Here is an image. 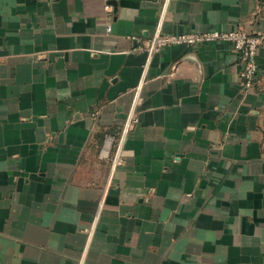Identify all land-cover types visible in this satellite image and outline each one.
<instances>
[{"label": "crops", "instance_id": "crops-1", "mask_svg": "<svg viewBox=\"0 0 264 264\" xmlns=\"http://www.w3.org/2000/svg\"><path fill=\"white\" fill-rule=\"evenodd\" d=\"M165 3L0 0V264H264V0Z\"/></svg>", "mask_w": 264, "mask_h": 264}, {"label": "built area", "instance_id": "built-area-1", "mask_svg": "<svg viewBox=\"0 0 264 264\" xmlns=\"http://www.w3.org/2000/svg\"><path fill=\"white\" fill-rule=\"evenodd\" d=\"M173 0H166L165 6ZM111 28H109V31ZM136 41L142 42L133 50L140 51L146 50L149 54L156 53L164 47L177 43H186L195 45L198 43L225 41L231 43L240 65L239 77L245 90H251L257 83L259 64L258 52L262 43V36L254 35L241 29L224 30L213 29L210 31H189L181 33H166L162 28L157 31L148 39L134 37ZM139 119L135 115H131L128 125L138 122ZM128 127V126H127ZM123 141L121 139L120 146L116 152L114 159L115 164L123 162ZM88 232H91V227H86ZM82 264V263H81Z\"/></svg>", "mask_w": 264, "mask_h": 264}]
</instances>
